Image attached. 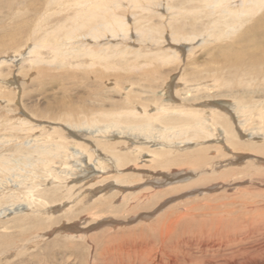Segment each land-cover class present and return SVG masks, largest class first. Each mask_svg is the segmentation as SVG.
I'll return each mask as SVG.
<instances>
[{"label":"rangeland","instance_id":"rangeland-1","mask_svg":"<svg viewBox=\"0 0 264 264\" xmlns=\"http://www.w3.org/2000/svg\"><path fill=\"white\" fill-rule=\"evenodd\" d=\"M232 4L239 6L240 0ZM51 8L49 12L46 0H0V47L3 46L0 60L14 61L0 66V122L4 120V129L7 122L17 126L22 119L38 126L34 131L37 135L50 133L55 127L66 134V126L59 118L72 110L76 114L78 110L115 114L136 109L140 114L146 107L149 113H155L161 104L180 106L179 101L192 94L200 97L192 100L196 104L208 100L210 108L225 109L239 149L238 152L228 150L227 145L219 142L222 136L171 144L181 149L196 144L208 147L205 156L210 162L224 155L217 164L218 169L211 170L201 182L193 183L184 178L196 170L191 168L192 162L176 167L149 162L153 154L148 153L149 146L150 150L154 149V142L142 143V138L136 134H122L116 129L99 134L92 127L77 129L79 137L73 138L84 142L96 156L101 154L106 170L97 169L94 162L86 158L71 177L68 176L71 199L64 198L65 189L61 185L60 193L54 195H60L62 201L52 209L49 207L50 214L36 216L26 210L24 214L30 215L14 217L11 214L2 219L9 221L7 225L11 228L4 232L6 235L18 238L16 234L22 233L24 227L29 233L7 246L0 245V264H264V152L258 154L251 148L263 150L264 132L252 129L259 125L257 120L242 128L234 109L240 100L252 109L264 107V76L254 78L256 71L264 75V53L260 54L263 62L254 70L249 67L250 61L244 67V63H237L242 64V68H237V64L227 67L219 57L230 47H240L235 41L241 38L246 25L225 42L203 44L204 39L207 40V36H203L204 39H198L193 45L176 46L172 45L170 30L164 25L160 31L161 43L150 40L140 43L134 28L143 23L142 15L133 16V12L126 9L129 38L109 36L102 40V43L108 42L111 49L126 51V56H114L95 68L76 67L75 60L72 61L74 66L59 67V63L54 62L40 67L25 61L33 46L30 36L34 35L41 19L46 26H54L66 17L64 12L55 9L56 3ZM152 22L156 24L157 20L153 18ZM14 32L19 36L12 42L9 37H13ZM175 47L181 52L179 60L163 63L153 59L155 55L171 53ZM190 49L195 52L189 53ZM139 52L147 53L146 58L135 56ZM43 55L46 61L51 60L46 51ZM41 68L44 74L40 73ZM204 84L210 88L209 95L204 90L195 94L188 92ZM194 103L185 102L181 106L188 110ZM102 125L99 126L104 129ZM2 131L0 136L10 137V133ZM14 134L20 142L27 138V133L22 131ZM107 143L111 144V152L104 151ZM138 145L143 149L131 154ZM114 154L129 157L123 167L125 170L117 168ZM208 159L202 169L207 168ZM54 169L59 172L61 166L57 164ZM196 174H199L197 170ZM126 177L129 178L127 183L117 181ZM54 181H42L41 187L50 189ZM158 183L164 185L157 186ZM39 209L50 211L46 207ZM90 212L97 213L92 216ZM69 217L73 219L67 220ZM37 219L47 227L44 231L30 230V223Z\"/></svg>","mask_w":264,"mask_h":264},{"label":"bare ground","instance_id":"bare-ground-1","mask_svg":"<svg viewBox=\"0 0 264 264\" xmlns=\"http://www.w3.org/2000/svg\"><path fill=\"white\" fill-rule=\"evenodd\" d=\"M125 1H127V3H125ZM233 1L234 0H46L47 6L50 8V11L48 10L49 12L52 11L51 6H55L56 3L57 8L55 9L58 12H64L66 17L54 26H49V24L46 26L45 21L43 19L40 20L39 26L34 29V35L32 37L30 36L33 46L30 47L25 61L40 65V67L41 65L44 66L57 62L59 63V67H63L74 66L72 61L75 60L77 62L75 65L76 67L95 68L102 66V62L107 63V59L114 56L124 57L127 55L126 51L111 49V45L108 44V42L106 44L102 43V40H105L109 36H111V38L121 37L124 40L129 38L130 27L127 23L128 15H126V9H130L133 12V16L137 14H139V16L142 15L143 23H138L134 28L137 33V41L140 43L146 42L147 40L156 44L161 43L160 41L163 36L160 31L164 25L168 26V30H170L169 34L171 40H173V46L184 45L185 43L193 45L198 39H204L203 36H207V40L205 38L202 42L203 44H205L206 41L225 42L231 35H234L246 25L240 35L241 38L235 41L240 47H230L226 52L220 53L219 57L223 59L224 64L228 65L227 67H231V64L234 66L237 63H244V67L247 61H250L251 64H249V67H253L254 70L256 66L263 62L260 54L264 53V0H240L239 6L235 7L232 6ZM45 15L43 17H45ZM153 18L157 20L156 24L152 22ZM164 19H166V21H164ZM11 36L13 37L9 38L10 41L13 42L14 39L19 36V33L14 32ZM0 48H3V46ZM43 51H46L47 54L51 56L50 61H46ZM140 52L136 53L135 56L138 58L145 56L146 58L147 53L143 55ZM161 52L163 53V51ZM193 52H195V50H189V53ZM156 53L157 52H155V54ZM180 53L179 49L176 48L171 53L166 52L152 57L164 63L171 62L175 59L179 60L181 57ZM9 61H11V64L14 62L13 59L5 60L2 58V60H0V66L8 64ZM241 65L237 64V68H242ZM43 70L44 69L41 68V74H44L43 72L45 70ZM260 74L261 72L256 71L254 73V78L264 76ZM209 89V86L204 84L201 86L198 85L197 89H194L196 91L191 88L188 92L190 93L191 90L193 93H197L204 90L206 91L205 94H208L210 91ZM190 96L193 98L191 99ZM194 96H192V94L187 95L182 101H179L181 103H179L180 106L171 105L167 102L161 104V108L155 113H149L145 107L142 113H140L141 116L137 113L138 111L136 112V109L131 110V112L123 111V113L118 112L115 114H112L113 112L110 114L87 113L83 110H78L77 114L74 110L67 114L65 112L66 115L59 119L64 122L60 124L66 126L64 130L66 134H62L59 128L55 127L50 133L47 132L44 134L45 132L43 131L44 133L42 135H37L34 131L38 126L32 125L22 119L21 124L17 126L7 122L6 129H4L5 122L1 120L0 130L2 129V132L5 131L6 133H10V137L0 136V230H3L0 233V245H2V247L3 245L7 246L9 243H12L14 239L20 240L27 237L29 233L28 230H23L24 227L21 229L22 233L16 234L18 238L13 235H6L4 232L11 228L7 225L9 221L5 220L3 222L5 217L11 214H13L14 217H19V215H23L24 212L26 213V210L31 212V215L34 214L36 216L41 215V213L45 214L46 212L50 214L51 210L49 207L52 209L58 205L57 203H59L60 200L62 201L60 195H54L60 193L61 185H63L65 189L64 198H72V194L70 193L72 187L68 184V176L76 171L80 164L86 161V158L89 162H94V166L97 169L103 172L106 170V164L102 160L103 156L101 154L96 156L94 154L95 152L90 150L91 148L86 146L84 142L82 143L85 145L73 138L79 137L78 133L80 131H77V129H83L85 127L91 129L92 127L96 128V133L98 132V134L116 129L122 134L127 132L136 134L138 138H142V143L154 142V149L150 150L149 146L148 153H150V151L153 153L149 162H154L159 164V166L166 167L170 165L176 167L186 162H192L193 165H191V168L196 169L199 174H196V170L188 174L186 170L187 175L185 174L186 176L184 178H187L188 182H201L202 179L208 176L207 174H209L211 170L214 171L215 168H217V164L222 161L224 155L223 157L219 156L220 158L218 159L220 161L218 159H212L210 162L207 156H205L206 152L209 151L208 147H198V144H196L194 145L195 147L188 145L181 149L170 145L176 142L181 144L186 142L193 143L194 141H203L211 137L215 138L222 136L223 141L221 140L219 142L223 145H227V149L229 148L228 150H233V152H235L239 149V142H237V137L232 127L233 124L229 122L230 119L227 116L228 114H225L227 113L224 111L225 109H218V107L210 108V102H208V100L200 105L196 104L193 101L198 100L200 97L195 98ZM190 101L191 104L194 103V106H192L193 108L187 110L181 106L184 105L185 102ZM8 105L9 104H7V108L9 110ZM234 109L237 111L238 123L242 128L246 129L248 125L252 124L251 122L257 120L259 125L256 127L254 126L252 129L255 132H264L263 105L256 106V108L253 107L252 109L240 100L239 103L237 102ZM99 125L105 126L104 129ZM14 130L27 133L26 139L31 138V140L27 141L25 139L24 142L18 141L14 138ZM67 131H74V133H69ZM97 142L101 144V142ZM105 145L106 148L104 151L111 152V144L107 143ZM71 147L73 149H71ZM192 147H194L195 150H192ZM251 148L254 151L256 149L259 152L258 154H263L264 152V148L260 151L258 147L253 146ZM142 149L143 147L138 145L132 150L131 154L135 155L136 152H140ZM183 150H185V152H182ZM174 153L175 156L173 155ZM114 155L117 168L124 169L126 162L130 160L129 157L126 154ZM149 156L148 154L147 157ZM207 159L209 160L206 164L207 168L202 169L203 163H206ZM74 161L75 163L73 164L72 162ZM57 164L61 166L59 172H56L57 170L55 171L54 169ZM151 167L153 168L154 166ZM113 169H115L114 166ZM231 171L230 173L233 172ZM49 179L55 180L54 183L51 182L54 186L50 189L42 188V181H49ZM128 179L129 178L126 177L117 181L127 183ZM56 182H59V184L55 185ZM159 184L164 185V183H158L157 186ZM140 199L141 198H139V200ZM39 207H46L50 211H45L44 209V212L42 209H39ZM92 208L95 210V206ZM107 210H110L109 206ZM90 213L92 216H95L97 212ZM68 215H70V213H68ZM72 219L73 217H69L67 220ZM33 222L39 223L35 225ZM30 224H32L30 226L31 231L36 229L44 231L47 228L45 224L38 219L32 221ZM19 228L20 227H18V229ZM68 236L70 237V234ZM78 237H80V239L82 238L81 236Z\"/></svg>","mask_w":264,"mask_h":264}]
</instances>
